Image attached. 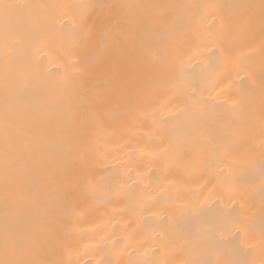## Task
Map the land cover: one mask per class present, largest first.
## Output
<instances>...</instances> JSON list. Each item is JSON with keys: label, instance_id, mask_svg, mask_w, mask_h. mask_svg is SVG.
I'll list each match as a JSON object with an SVG mask.
<instances>
[{"label": "bare ground", "instance_id": "6f19581e", "mask_svg": "<svg viewBox=\"0 0 264 264\" xmlns=\"http://www.w3.org/2000/svg\"><path fill=\"white\" fill-rule=\"evenodd\" d=\"M5 2L0 259L264 264L262 0Z\"/></svg>", "mask_w": 264, "mask_h": 264}, {"label": "snow or ice", "instance_id": "6c2138e0", "mask_svg": "<svg viewBox=\"0 0 264 264\" xmlns=\"http://www.w3.org/2000/svg\"><path fill=\"white\" fill-rule=\"evenodd\" d=\"M264 3V0H262ZM28 7L26 5H14L0 0V13L6 18L11 10ZM118 7L128 8L131 5H120ZM79 36V33H76ZM100 50L103 51L105 40L101 38L98 42ZM92 57H86V61L90 62ZM29 239L23 236L6 237L4 241V259H0V264H48L47 261L28 259ZM194 264H204V262H194Z\"/></svg>", "mask_w": 264, "mask_h": 264}]
</instances>
